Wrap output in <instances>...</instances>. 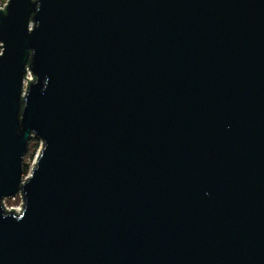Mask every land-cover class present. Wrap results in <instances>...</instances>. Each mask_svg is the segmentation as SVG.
Returning <instances> with one entry per match:
<instances>
[{
	"label": "water",
	"instance_id": "obj_1",
	"mask_svg": "<svg viewBox=\"0 0 264 264\" xmlns=\"http://www.w3.org/2000/svg\"><path fill=\"white\" fill-rule=\"evenodd\" d=\"M0 42V264H264V0H7Z\"/></svg>",
	"mask_w": 264,
	"mask_h": 264
},
{
	"label": "rangeland",
	"instance_id": "obj_2",
	"mask_svg": "<svg viewBox=\"0 0 264 264\" xmlns=\"http://www.w3.org/2000/svg\"><path fill=\"white\" fill-rule=\"evenodd\" d=\"M40 145L41 140L39 138L35 137L34 135L30 137L28 141L27 151L23 158L25 174L29 172V169L32 166L33 161L39 151ZM4 202L8 208L17 209L18 207H20L21 196L17 194L14 197H5Z\"/></svg>",
	"mask_w": 264,
	"mask_h": 264
},
{
	"label": "built area",
	"instance_id": "obj_3",
	"mask_svg": "<svg viewBox=\"0 0 264 264\" xmlns=\"http://www.w3.org/2000/svg\"><path fill=\"white\" fill-rule=\"evenodd\" d=\"M4 4H7V0H0V8L2 9L3 8V5ZM1 49H3V46H2V42H0V54H1ZM31 70L28 68V67H26V73H25V77H23V85H22V89H23V91H25V89H26V83H27V79L28 80H31V79H33V77H32V75H31V72H30ZM27 78V79H26ZM35 160V159H34ZM33 163H34V161H33ZM33 165V164H32ZM32 167V166H31ZM30 167V168H31ZM30 170V169H29ZM17 194H19L20 196H21V194L20 193H17ZM16 194V195H17ZM15 195V196H16ZM5 199V198H4ZM4 199H3V204H4V206L6 207V209H10V208H8L7 206H6V204H5V202H4ZM21 201H22V198H21ZM19 208V207H18ZM17 208V209H18ZM15 209V208H14Z\"/></svg>",
	"mask_w": 264,
	"mask_h": 264
}]
</instances>
